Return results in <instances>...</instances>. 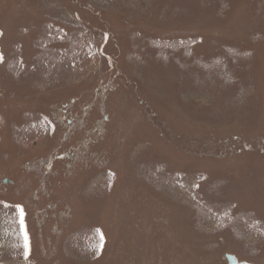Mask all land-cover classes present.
Here are the masks:
<instances>
[{
	"label": "rangeland",
	"instance_id": "374dc122",
	"mask_svg": "<svg viewBox=\"0 0 264 264\" xmlns=\"http://www.w3.org/2000/svg\"><path fill=\"white\" fill-rule=\"evenodd\" d=\"M0 227V264H263L264 0H0Z\"/></svg>",
	"mask_w": 264,
	"mask_h": 264
},
{
	"label": "water",
	"instance_id": "95a60500",
	"mask_svg": "<svg viewBox=\"0 0 264 264\" xmlns=\"http://www.w3.org/2000/svg\"><path fill=\"white\" fill-rule=\"evenodd\" d=\"M224 258L226 260V264H251L242 260H238L233 254L225 253ZM264 264V263H263Z\"/></svg>",
	"mask_w": 264,
	"mask_h": 264
},
{
	"label": "snow or ice",
	"instance_id": "6c2138e0",
	"mask_svg": "<svg viewBox=\"0 0 264 264\" xmlns=\"http://www.w3.org/2000/svg\"><path fill=\"white\" fill-rule=\"evenodd\" d=\"M22 211V210H21ZM21 226H22V229H23V219H21ZM25 239L27 240V237H26V234H25ZM101 239H102V237H101ZM27 242L25 243V250H26V252H25V254L27 255Z\"/></svg>",
	"mask_w": 264,
	"mask_h": 264
},
{
	"label": "bare ground",
	"instance_id": "6f19581e",
	"mask_svg": "<svg viewBox=\"0 0 264 264\" xmlns=\"http://www.w3.org/2000/svg\"><path fill=\"white\" fill-rule=\"evenodd\" d=\"M76 125V124H75ZM49 132V131H48ZM2 229H1V227H0V243H2V241L1 240H4V238H3V231H1ZM2 235V236H1Z\"/></svg>",
	"mask_w": 264,
	"mask_h": 264
}]
</instances>
